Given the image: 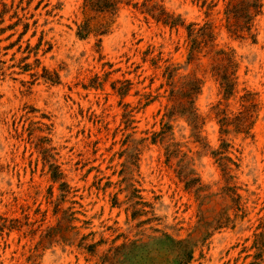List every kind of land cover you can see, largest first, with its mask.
<instances>
[{
    "label": "rangeland",
    "instance_id": "1",
    "mask_svg": "<svg viewBox=\"0 0 264 264\" xmlns=\"http://www.w3.org/2000/svg\"><path fill=\"white\" fill-rule=\"evenodd\" d=\"M241 1L0 0V264H264Z\"/></svg>",
    "mask_w": 264,
    "mask_h": 264
},
{
    "label": "trees",
    "instance_id": "2",
    "mask_svg": "<svg viewBox=\"0 0 264 264\" xmlns=\"http://www.w3.org/2000/svg\"><path fill=\"white\" fill-rule=\"evenodd\" d=\"M90 5H92L91 0H85L84 8H86ZM143 6H145V4H143ZM256 8H258L256 0H253L252 2H251V0H242L241 1V3L239 4L238 12L240 13V17L244 20L245 24H248L249 21L251 20V15L249 13V10L250 9H256ZM176 25H177L176 21L170 23L171 27H174ZM78 34H79V36H81L80 33H78ZM222 88L224 89L225 93L227 92L228 94H230V92H231V86L230 85H227V84L222 85Z\"/></svg>",
    "mask_w": 264,
    "mask_h": 264
}]
</instances>
